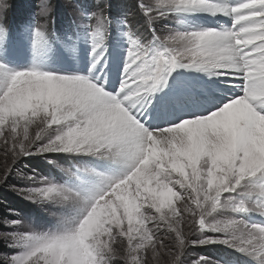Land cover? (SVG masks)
Masks as SVG:
<instances>
[{
    "label": "snow or ice",
    "instance_id": "1",
    "mask_svg": "<svg viewBox=\"0 0 264 264\" xmlns=\"http://www.w3.org/2000/svg\"><path fill=\"white\" fill-rule=\"evenodd\" d=\"M67 2L73 19L58 33L56 5L40 0L32 43L54 64L84 56L83 73L0 60V185L15 171L26 181L8 185L17 195L70 211L53 213L58 226L40 231L7 209L19 218H0L15 228L0 229V241L20 251H0V261L159 264L163 255L183 264L189 249L222 243L264 264V223L245 218L264 217V0H137L142 25L134 11L113 18L102 0L91 10ZM8 4L0 0L4 19ZM196 13L232 23L188 25ZM168 19L177 26L157 27ZM121 24L129 46L117 58ZM8 37L0 27V55ZM52 152L125 170L49 161L69 177L58 182L15 167ZM191 264L221 262L198 256Z\"/></svg>",
    "mask_w": 264,
    "mask_h": 264
},
{
    "label": "rangeland",
    "instance_id": "2",
    "mask_svg": "<svg viewBox=\"0 0 264 264\" xmlns=\"http://www.w3.org/2000/svg\"><path fill=\"white\" fill-rule=\"evenodd\" d=\"M34 1L39 5L40 0H34ZM17 2L18 0H10L11 7H15L17 5ZM102 2H106L109 5L108 11L114 10L113 13L109 14L110 16L113 17L115 13L120 14V15H116V19L128 18L127 14L129 12H133L127 7H125V9L127 8V11H125L124 7L122 8V10H119L118 7L113 6L112 0H102ZM52 3L55 5L54 0H52ZM82 3L87 4L90 7V10L94 9L97 6L96 0H82ZM32 4H33L32 0H23L19 8H21V6L30 8ZM60 8H62L61 11H63L65 15L59 13L54 15L56 18L55 28L58 33L63 31V29L67 27L71 22V20L73 19V14H72L73 9L71 5L68 4L67 0H61ZM194 15L188 17V25H190V22L192 21L193 17H195ZM209 16L213 17L211 15ZM9 18L11 20L9 22V25H11L12 27H18L21 25H26L28 22H30L34 18V14L29 11H18L15 12L13 15H10ZM139 20L144 22V17L141 14L136 13V16L134 17V22L138 25H141V21ZM169 20L170 21L173 20V26H177L176 20L168 19V20L159 21L157 23V27H164L165 25H168ZM194 25L208 26V24H206L205 21L196 22L194 23ZM123 29H124L123 24L120 25L119 30H117L115 26L113 29V36L118 38L119 44L121 45V47H116L115 44H113V47L111 49L114 57L117 58H122L124 50L129 46L128 38L127 36L124 35ZM32 41H33L32 31H25L23 33L21 32L20 34H17L15 32L9 33L6 52L3 55H0V60H2L4 64H6L11 69H26L33 65H38L45 69L59 67L68 72H74V71L82 72L81 68L83 67L84 69V64L86 62L84 56H81L80 58L77 59H73L71 61H64L61 63L54 64L45 58V55L42 50L38 51L33 47ZM110 43H112L111 40ZM199 74L201 75L202 73ZM151 123H155V122H151ZM157 123L158 125L155 124L153 126H163L162 122H157ZM2 160H3V153L0 152V161ZM49 161H57L60 164L71 166L73 168L93 167L99 171L106 172L109 174H117V175L122 174L125 170L121 166H116L107 160L93 157L91 155L70 154L63 152L60 153L52 152V153H47L43 156L37 155V156L24 157L17 162L15 167L20 171H24L28 173H31L33 170H35L36 172H38L43 176L54 177L58 182H64L66 180H69V177H67L58 167H56L55 164L49 163ZM81 176L83 177L86 183H91L95 180V177L88 176L87 174L84 173H81ZM70 183H72L74 186H81L80 181L76 179H71ZM10 184L24 186L26 184V181L15 175V171L11 175H9L8 180L5 182V184L0 185V203L1 204L7 203L8 205L12 206V207L9 206L8 209L9 208L14 209L13 207L19 206V203L26 206L25 208H28L26 212L22 211L23 209L21 210L15 209V210L16 212H19L21 216L29 223H31L32 226L37 230L46 231L49 229H55L58 226V215H53V213L67 214L70 211L69 208L64 206H58L51 203L39 204V203H34L30 200H26L22 196L17 195L16 192L12 191L8 187V185ZM9 197L14 198L12 202L6 201ZM3 208L5 209L6 212V215L4 217H7L9 219L19 218L15 215V213L8 212L6 209L7 207L3 206ZM248 220L251 222L264 223V221H262L260 216L255 213H250ZM2 229L5 231L15 230V228L8 227L3 223H2ZM18 251H20L19 248H8L7 252L11 254L13 252H18ZM233 255L244 256L245 254L238 252L235 249H232L222 243L209 244L206 246L189 249L188 255L185 257L183 264H191V261L198 258V256L210 257L213 261H220L221 264H232L231 262H227V259L233 257ZM159 264H168L167 258L162 255L159 259Z\"/></svg>",
    "mask_w": 264,
    "mask_h": 264
},
{
    "label": "trees",
    "instance_id": "3",
    "mask_svg": "<svg viewBox=\"0 0 264 264\" xmlns=\"http://www.w3.org/2000/svg\"><path fill=\"white\" fill-rule=\"evenodd\" d=\"M22 1L23 0H18L17 5L15 4L16 5L15 7H10L9 11H7V12L10 15H13L15 12H18L20 9H22L24 7V6H21V8H19L21 3H22ZM32 1H33V4H32L33 7L38 5L34 0H32ZM54 2H55V5H56V8H55V11H54L53 15H56L57 13L65 15L63 13V11H61L62 8H60L61 0H54ZM112 2H113V6L114 7H118L119 10H122L123 7H124V9H125V7H127L131 11H134L137 14H140L139 10L137 8V0H112ZM58 5H59V7H58ZM18 8H19V10H18ZM127 8L125 9V11H127ZM108 12H109V14H111V13L114 12V10L113 11L109 10ZM5 24L7 25L6 21H5ZM13 199L14 198L9 197L6 201L7 202L8 201L12 202ZM15 205H16V203H15ZM3 206L7 207L6 209H8V207L10 205H8L7 203L6 204L5 203H2V204L0 203V218H3L6 215V212H5V209L3 208ZM10 207H12V206H10ZM25 207L26 206H24L23 204L19 203V206H16V207H13V208L16 209V210L23 209L22 211L26 212L28 208H25ZM0 229H2V223H0ZM0 251H8L7 245H6V243L4 241H0ZM0 264H3V262L0 261Z\"/></svg>",
    "mask_w": 264,
    "mask_h": 264
},
{
    "label": "clouds",
    "instance_id": "4",
    "mask_svg": "<svg viewBox=\"0 0 264 264\" xmlns=\"http://www.w3.org/2000/svg\"><path fill=\"white\" fill-rule=\"evenodd\" d=\"M7 7H11L10 4L7 5ZM3 20H4V16L0 15V27H3L5 30L7 29V26L5 24H3Z\"/></svg>",
    "mask_w": 264,
    "mask_h": 264
}]
</instances>
